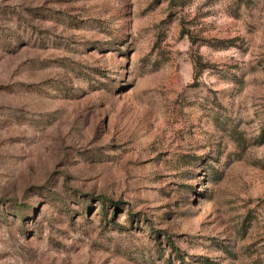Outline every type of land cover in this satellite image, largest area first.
I'll return each instance as SVG.
<instances>
[{"label": "rangeland", "instance_id": "obj_1", "mask_svg": "<svg viewBox=\"0 0 264 264\" xmlns=\"http://www.w3.org/2000/svg\"><path fill=\"white\" fill-rule=\"evenodd\" d=\"M0 264H264V0H0Z\"/></svg>", "mask_w": 264, "mask_h": 264}]
</instances>
